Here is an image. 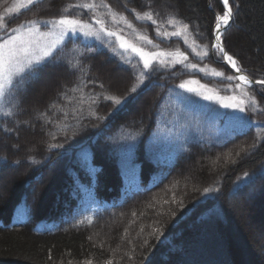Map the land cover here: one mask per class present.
Segmentation results:
<instances>
[{"label":"trees","instance_id":"16d2710c","mask_svg":"<svg viewBox=\"0 0 264 264\" xmlns=\"http://www.w3.org/2000/svg\"><path fill=\"white\" fill-rule=\"evenodd\" d=\"M10 1L0 0V13ZM80 2H95L103 17L110 14L101 0H39L5 17L4 26L9 31L62 16L95 25L96 10L70 7ZM103 2L133 21L152 43L138 41L135 30H120L128 40L148 51L178 50L188 59L172 66L151 62L145 70L141 58L120 49L113 36L76 35L14 80L3 101L12 115L0 114V169L16 176L0 199V264H173L190 259L186 239L193 229L205 233L210 220L225 231L235 264H257L251 234L253 215L264 214V112L247 106L246 113L233 112L178 87L192 78L221 96L241 93L244 98L246 91L264 108L261 85L225 79L232 73L210 53L221 1ZM229 5L233 18L223 32V46L248 77L264 80V0H229ZM137 12H151L157 24L137 20ZM184 24L195 49L208 51L203 59L182 35L161 34L182 32ZM5 35L0 29V39ZM191 62L224 75L205 76L185 66ZM102 64L125 74L124 82L110 85L101 75ZM49 70L62 72L49 84L53 91L37 93L42 102L24 110V98ZM142 71L147 78L139 85ZM134 84L139 85L137 99L119 110L104 99L123 97ZM144 97L141 110L131 111ZM229 116L256 123L243 126ZM29 129L35 132L30 135ZM21 133L25 148H15ZM85 158L94 171L85 170ZM187 162L190 171L182 167ZM205 188L214 191L205 194Z\"/></svg>","mask_w":264,"mask_h":264},{"label":"snow or ice","instance_id":"6c2138e0","mask_svg":"<svg viewBox=\"0 0 264 264\" xmlns=\"http://www.w3.org/2000/svg\"><path fill=\"white\" fill-rule=\"evenodd\" d=\"M36 2H39V0H26V3L20 5V7L26 8L29 5H32L33 3ZM101 5L108 9L109 13L112 16V20L116 22V17L117 15L120 14L113 13L111 7L106 3H104L103 0H101ZM223 6L225 9L223 15L221 16L218 14L216 17L217 23L214 29V42L212 44L213 55H219L224 61L230 64L231 67L235 69L237 73H239L241 72V69L237 67V62L234 59V57L232 55H229V53L225 51L221 39L223 35L221 31V21L223 22L224 26H227L230 20L233 18V10L231 7H229V0H223ZM238 6L239 5L237 4L236 7ZM70 7L95 10L97 5L95 4V2H88V3L71 5ZM5 11L6 13H12L14 11H19V9L7 8L5 9ZM65 11H67V9ZM131 11L135 12V9H132ZM135 15L137 20H148L151 21L153 25L157 24V21L153 19V14L151 12H145L143 13V15L137 12ZM4 19H5L4 16H0V21H3ZM93 19H95L96 24L100 25V32H104L109 37L117 36L116 32L111 30H106L105 21H103L102 19H96L95 17H93ZM120 21H123L128 28L133 27V25L129 21H127L126 17H124L123 15H120ZM38 23L41 22L28 21L27 24L31 25L32 27H30L27 32L24 31L25 25L21 24L17 28L11 30L14 33V35L8 36L7 39H0V114H3L4 116L12 115V113L9 110H7L6 107L3 106V101L5 100L8 94V90L13 85L14 79L20 76L26 70L31 72L33 70V65H38L46 57L52 56L55 49L63 42L64 37L68 33L75 34L77 32H82L85 36H96L97 38H99V32L86 30V29H90V25L84 21H81L78 18H69L67 16H62L59 19L42 21L43 24L45 25L50 24L52 26L53 30L46 33L40 32L39 29L35 27ZM168 23L172 24L174 23V21L169 20ZM0 28H3L7 33V29L4 25L0 24ZM187 28L188 25L184 24L183 29L187 30ZM157 34L158 35L160 34L159 27H157ZM163 35L166 38L169 37V33L167 32H164ZM180 35H181V31L179 30L171 33V36H180ZM46 37H52L53 39L47 45V47H42L40 42ZM117 39L120 38L117 36ZM140 39L146 41L148 44L152 43L150 40L147 39L146 36H141ZM185 42L187 43L186 39ZM120 47L125 50L131 49L132 52L139 54L143 60V68L145 70H148L150 68L151 58L146 53H144L140 48L136 47L133 44H129L123 40H121L120 42ZM160 55L161 56L167 55L168 57H172L173 65L176 63H183L188 59L187 56H185L182 52H179L178 50L176 53L161 52ZM197 55L200 56L201 59H203L205 56L208 55V51L205 50L202 55L200 53H197ZM159 63L161 65L167 66L165 65L164 60H160ZM185 66L193 70L197 69L196 64H188ZM199 71L204 72L205 75L209 74L206 71V69H199ZM211 75L216 77H223L224 74L222 72H218L215 69H213L211 71ZM146 78H147V72L146 71L140 72L137 77V79L139 80V85H142ZM225 79L229 81H232L233 79H238L242 81L243 84L246 86H250L253 83V81H251L245 75H240L238 77L228 76L225 77ZM187 83L190 82H182L181 84L178 85V87L180 89H186V91H188L189 93L195 92L196 95L202 96L204 100L207 101L215 100L221 103L224 108L232 109L233 112L246 113V106L251 108L254 112H264V108H260L257 105L256 98L254 96H250L246 91L243 92L244 98H241L238 101H236V98L232 97L231 99L236 102L225 103L223 99L220 97L204 95L203 93L196 92L192 88H186ZM255 83L261 85L260 91L264 92V80H257L255 81ZM139 85L134 84L129 90V92L123 97L117 98L114 96H106L104 97V99L112 101L116 110H119V108L126 105L128 102L137 99ZM101 87H103V85H101ZM236 87L240 88L241 85L237 84ZM177 96H179V94H177ZM180 99L184 103H188V104L194 103V101H192L189 97H180ZM109 115H111V113ZM97 118L100 119L99 117ZM228 118L232 120L240 121L243 126H251L256 123L255 121H251L245 116H229ZM60 146L62 145H51L50 147H60ZM252 147H255V145H253ZM241 151H244V149L242 148ZM237 155H239V153H237ZM32 162L36 163V161L34 160ZM16 163H19V161H17ZM84 164L86 171L89 172L94 171V169H92V164L89 159L85 158ZM248 175H249L248 173L244 174L245 177H248ZM212 191L214 190L211 188L204 189L205 194H208ZM145 243H147V241H145Z\"/></svg>","mask_w":264,"mask_h":264},{"label":"rangeland","instance_id":"374dc122","mask_svg":"<svg viewBox=\"0 0 264 264\" xmlns=\"http://www.w3.org/2000/svg\"><path fill=\"white\" fill-rule=\"evenodd\" d=\"M24 3H26V0H11L9 2V4L0 13V16L7 17L9 15L17 13L18 11H14L12 13H6L5 9H7V8H14V9L18 8L19 11H20L21 9L25 8V7H20V5H22ZM81 3H88V2H80L79 4H81ZM169 4L170 3L166 2V5H169ZM95 10H96L95 13L97 15L96 19H102L103 21H105L106 30H111V31H114V32L117 33V36L120 39H117V36H113V37H114V40L117 43V46L120 49H122L125 52L126 51H130L131 53H134V52L131 51V49L125 50V49L120 47V42H121V40H123V41H126L129 44H133L136 47L140 48L144 53H146L151 58V62L159 63L160 60H164L165 61V65H167V66H172L173 65L172 64V60H173L172 57H168L167 55L161 56L160 53L161 52H163V53H170V52L171 53H176L177 50H173V51H161V50H155V49L154 50H150V51L144 50V49L141 48V46H139L140 44L138 42H136V44H135L133 41H130L126 37L121 35L120 30H122L124 28H128V27L123 21H120V17H116V22H114L112 20L111 14H109L108 17L105 18V17H103V14L99 11L100 10L99 7H98V9L96 7ZM59 18L60 17L53 18V19H43V20H40L39 22H41L40 24L45 25V24L42 23V21L54 20V19H59ZM69 18H72V17H69ZM135 18H136V15H135ZM108 20L110 22V26L106 25V21H108ZM81 21H83V20H81ZM94 21H95V19H94ZM127 21H129L133 25V27L129 28V29L135 30L137 32L138 37H139L138 41L141 40L140 37L141 36H145L146 33L143 32V30L138 29L137 25L133 21H131L130 19H127ZM139 21H144V20H139ZM84 22H86L87 24L90 25V29H86V30H91L93 32H99V36L102 35V37H104V38H110L104 32H100V25L96 24V22H95V25H93L92 23H89L87 21H84ZM0 24L4 25V20L0 21ZM21 24L25 25V28H24L25 32H27L28 29L30 27H32L31 25H28L27 22H24V23H21ZM21 24L11 28V30L14 29V28H17ZM40 24H37L35 26L36 28L39 29L40 32H45L46 33V32H49V31L53 30L52 26L50 24L47 25L45 28H42L40 26ZM117 25L119 27H117ZM0 29H2V28H0ZM11 30H9V31L7 30V33L5 32L6 35L3 38H1V39H7L8 36L14 35V33ZM164 32L169 33V37H170L171 33L176 32V31L175 30H170V31L166 30ZM164 32H162L161 34L163 35ZM76 35H81V36H83L85 38L96 37V36H85L82 32H77L75 34L68 33L64 37L63 41L68 36H76ZM181 35H182V38L184 39V41H185V39L187 40V43L186 42L185 43L188 44L191 47V49L193 51V54L195 56H197V57H200V56L197 55V53H200L202 55L203 52L205 51V48H203V49L199 48V50L195 49L196 46H194L193 42L190 41V39L187 37L186 31L184 29L182 30ZM52 39H53L52 37H46L45 39L41 40V42H40L41 46L42 47H47V45L52 41ZM143 41L144 40H141V42H143ZM194 49H195V51H194ZM135 54H137V53H135ZM137 55L141 58V56L139 54H137ZM141 60H142V58H141ZM186 64L188 65V64H195V63L191 62V63H186ZM101 68H100L101 69L100 70L101 71V75L103 76V78L107 82L110 83V85L112 84L113 80L115 81V79H114L115 77H120L121 81H123L124 77L126 78V76H124L125 74H122V72L116 71L115 69H113V67H111L108 64H102ZM199 69H206V71L209 73L208 75H205L204 72H201L205 76H213V75H211V71L213 70V68H209L207 66H197V69H195V71H199ZM191 70H193V69H191ZM102 71H104V72H102ZM216 71H218V70H216ZM218 72H220V71H218ZM61 73L62 72H56L55 70L54 71L53 70L46 71L45 74H43V76L35 84V86L33 88H31V90L29 91L28 96L26 98H24L23 101H25V106H23V109L27 110V107L29 108L30 106H33L36 102L41 103L42 101H39V99L37 100L35 96L37 95V93H43V92L51 93L53 91L54 86L50 87L49 84H50L51 81L55 82L56 74L60 75ZM20 76H18V77H20ZM18 77H16L15 79H17ZM184 82H190V83L186 84L187 88H192L196 92L203 93L204 95H211V96H214V97H220V98L223 99V101L225 103H234V102L238 101L239 99H241V95H242L241 93H237L238 95L233 93V94H231L229 96H221L220 93L217 90H213V89L211 90V89L207 88L203 83H201V82H199L197 80H194L192 78L191 79H185ZM42 90H44V91H42ZM200 97H202V96H200ZM232 97H235L236 101H233L231 99ZM32 98H34L33 101H32ZM147 98L148 97H146V98L144 97L142 99H139L138 103L135 104L136 106L135 105L133 106L134 108H132L131 111L132 110H137V109L141 110L140 106H142V104L144 103V101ZM213 102H217V101L213 100ZM221 106H222V104H221ZM34 116H37V113H35ZM34 132L35 131L31 130V129H29L27 131V133L30 134V135L33 134ZM18 136L19 137L17 138V140H14L15 148H18V147H21V149L23 147L25 148L24 141L22 139L23 138L22 133L20 135H18ZM2 143H4V140H3ZM182 167L184 169L187 168L186 171H190V169H191L189 162L184 164ZM15 177H16L15 176V172H13L11 170H8V169H2V170L0 169V199L6 198V195H7L6 190H7V188L10 187L11 182L14 180ZM262 213L263 212H260V214L259 213L254 214L253 215V221L254 222L252 223L253 231H252L251 237L253 239L254 245H256V249L259 251V255H257V260H256L257 264H264V214H262ZM214 224L215 223H213V221L210 220L209 224H207L205 226V227L208 228V230L205 233H202V234H199L198 230L194 231V229H193L192 230L193 233H191V235L188 237V239H186V242H185L186 250L189 251V254L191 252L190 259H188L186 257H181V258H178V260L176 262H173V264H179L180 262H183L184 264L185 263L190 264L192 261L197 262V264H201V263L202 264H235V260L233 259V261H232V259L230 257L231 256V252L230 251H232V249L230 250L228 244H226L227 242L225 243L226 238H227L226 234H225V231L223 230V228L220 229L216 224L215 225ZM194 239L196 241H194Z\"/></svg>","mask_w":264,"mask_h":264},{"label":"water","instance_id":"95a60500","mask_svg":"<svg viewBox=\"0 0 264 264\" xmlns=\"http://www.w3.org/2000/svg\"><path fill=\"white\" fill-rule=\"evenodd\" d=\"M214 29H215V27H214ZM223 29L224 28H222L221 29V31H223ZM226 51V50H225ZM221 63H223V64H225L226 65V67L235 75V77H238V76H240V75H244L243 73H242V71L241 72H239V73H237L236 71H235V69H233L232 67H231V65L230 64H228L226 61H224L223 59L221 60ZM249 78V77H248ZM251 81H253V83L251 84V85H254V84H256L255 83V81H257V80H254V79H251V78H249ZM242 82V81H241ZM243 83V82H242Z\"/></svg>","mask_w":264,"mask_h":264},{"label":"bare ground","instance_id":"6f19581e","mask_svg":"<svg viewBox=\"0 0 264 264\" xmlns=\"http://www.w3.org/2000/svg\"><path fill=\"white\" fill-rule=\"evenodd\" d=\"M222 23H223V22L221 21V24H222ZM114 79H115V84H121V83H122L120 77H115Z\"/></svg>","mask_w":264,"mask_h":264}]
</instances>
